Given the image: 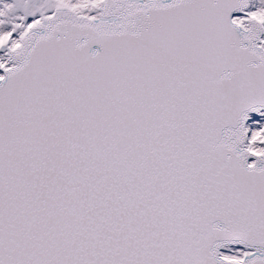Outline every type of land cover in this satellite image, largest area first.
I'll use <instances>...</instances> for the list:
<instances>
[{
	"label": "snow or ice",
	"instance_id": "1",
	"mask_svg": "<svg viewBox=\"0 0 264 264\" xmlns=\"http://www.w3.org/2000/svg\"><path fill=\"white\" fill-rule=\"evenodd\" d=\"M0 264H264V0H0Z\"/></svg>",
	"mask_w": 264,
	"mask_h": 264
}]
</instances>
